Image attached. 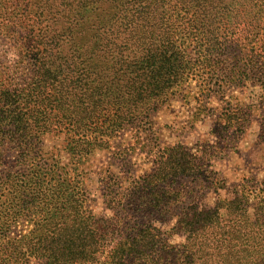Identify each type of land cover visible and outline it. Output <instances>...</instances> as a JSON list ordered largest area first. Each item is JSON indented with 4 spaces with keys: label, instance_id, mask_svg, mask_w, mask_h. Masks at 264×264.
<instances>
[{
    "label": "trees",
    "instance_id": "obj_1",
    "mask_svg": "<svg viewBox=\"0 0 264 264\" xmlns=\"http://www.w3.org/2000/svg\"><path fill=\"white\" fill-rule=\"evenodd\" d=\"M2 2L20 23L3 32L30 80L0 89V264H264L263 195L253 213L241 187L185 200L207 151L167 145L124 190L111 175L91 188L82 161L200 73L224 69L225 84L237 78L264 97V0ZM258 105L227 109L214 132ZM94 191L109 213L96 212ZM175 208L165 231L147 221Z\"/></svg>",
    "mask_w": 264,
    "mask_h": 264
},
{
    "label": "rangeland",
    "instance_id": "obj_2",
    "mask_svg": "<svg viewBox=\"0 0 264 264\" xmlns=\"http://www.w3.org/2000/svg\"><path fill=\"white\" fill-rule=\"evenodd\" d=\"M6 8L0 0V89L12 82L23 85L30 80L27 61L19 53L16 42L3 32L9 26L18 29L16 25L20 24L10 20L12 8ZM225 72L222 69L219 73L196 74L189 81V86L185 84L174 91L169 103L140 118L137 123L126 126L110 141L108 149L96 148L95 153L83 157L82 161L88 166L89 176L93 179L91 188L98 187L108 175L118 182L115 188H130L134 176L154 169L156 160L167 145L183 143L194 147V150L207 151L201 156L207 159L202 173L197 175L198 178L185 181L192 189L191 196L187 195L185 200L189 202L197 198L198 202L211 203L218 196L213 187L221 196L235 187H241L249 199L250 213H253L255 195L264 196V97H261L258 86H245L237 78L231 84H225ZM209 81L212 83L207 84ZM206 84L210 89L199 88V85L204 87ZM253 101L259 102V105L247 109L249 115L232 119L228 131L222 135L214 132L215 125L224 123V120L218 119L225 118L227 109L233 111L237 105ZM237 115L240 116V113ZM217 121L221 123L217 124ZM42 139L43 147L50 151L48 155L51 156V145L54 143L51 132L44 134ZM64 160L69 159L65 157ZM94 193L96 212L109 213L105 210L102 192ZM178 211L175 208L170 214L160 218L150 217L147 221L155 220L157 227L165 231L175 224L174 213ZM29 227L27 223H22L18 229L27 231ZM180 239L175 236L172 243ZM30 264L43 262L32 260Z\"/></svg>",
    "mask_w": 264,
    "mask_h": 264
}]
</instances>
